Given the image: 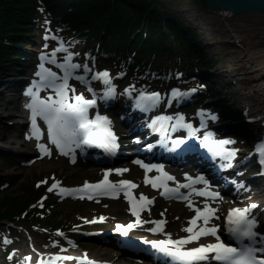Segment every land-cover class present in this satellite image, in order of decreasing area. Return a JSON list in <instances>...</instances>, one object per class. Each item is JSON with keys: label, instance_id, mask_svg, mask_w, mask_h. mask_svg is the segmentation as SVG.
Here are the masks:
<instances>
[{"label": "trees", "instance_id": "trees-1", "mask_svg": "<svg viewBox=\"0 0 264 264\" xmlns=\"http://www.w3.org/2000/svg\"><path fill=\"white\" fill-rule=\"evenodd\" d=\"M49 24L78 36L89 61L131 62L144 80L157 74L178 83L181 72L195 75L218 63L165 0H0V65L31 57L20 45ZM44 189L35 185L26 198L3 197L0 221L22 223L38 234L67 227L68 219L50 211L47 202L32 204Z\"/></svg>", "mask_w": 264, "mask_h": 264}, {"label": "snow or ice", "instance_id": "snow-or-ice-1", "mask_svg": "<svg viewBox=\"0 0 264 264\" xmlns=\"http://www.w3.org/2000/svg\"><path fill=\"white\" fill-rule=\"evenodd\" d=\"M47 38L48 37H46V39ZM59 51H67V49L63 47V42H61V47L57 48L52 53L53 59L51 63L57 64L54 57L56 56V52ZM73 55L74 54L69 53L65 57V62L57 65L63 70V75H58V73L51 68H46L44 63L39 65L40 71L37 73V76L40 77V80L35 81L33 86L26 92V95L31 97V102L27 104L26 107L31 110L33 135L38 141L42 138L43 133L37 124V118H41L47 126L48 138L51 140V143L60 150L61 154L68 155L69 153H74L76 148H82L86 145H99L102 148L111 150L116 146L117 139L112 130L111 121L107 116H101L98 113L94 119L89 116V109L97 104V100L95 98H86L83 93L74 96L70 95V93L75 92V89L69 84V80L73 77L74 72L81 68H83L85 72L92 71L87 65L82 66L81 64L73 63ZM41 59L47 60L48 56L42 55ZM75 79L88 83L85 76L76 75ZM93 79L101 81L103 85H105L106 91L102 97L103 99L109 100L114 98L116 89L112 83V75L109 71H97ZM41 89H51L52 94L41 98ZM88 90L93 92L91 87H89ZM126 91L131 95V88ZM192 91L194 92L195 89H192ZM177 94L187 95L186 93H179V90H173V96ZM93 95L95 96L94 92ZM160 99L161 94L158 92L149 93L143 91L136 100V107L147 111L149 108L156 106L160 102ZM210 116L211 119H216L214 115L210 114ZM171 119V117H158L152 126L156 127L158 124L159 130L166 132L168 128L165 122ZM177 128L188 129L189 135H194L195 133V130L192 129L190 124L184 123L182 115H178L176 117V123L171 126L172 131L177 130ZM174 143L180 145L185 143V140L183 138H178ZM229 143H231L230 140H215L212 139L211 133H206L203 146L216 155L229 159L235 154L234 149L225 148V145ZM37 147L42 154H51V150L45 144L39 143ZM256 151L264 158V143L259 144L256 147ZM72 158L74 162L75 156L73 155ZM135 162L140 164L146 171H150L152 168H159L162 170L163 167L145 164L140 160ZM261 163L264 164V159H261ZM111 171L121 173L127 171V169H106L104 170V178L96 183L90 184L85 181L79 188H61L60 192L68 194L91 190L99 194L115 193L118 189L108 180V173ZM173 179L174 177L168 173H164L161 177L153 179L146 178V182L151 183L154 188L164 187L166 193L177 192L178 189H169L166 183L167 180ZM188 179L194 182L203 181L205 184L207 183L203 176L196 178L188 177ZM58 184L59 181H56L52 185V188H55ZM119 184L129 188L136 187V185L127 180H121ZM182 187L190 188L191 185L184 184ZM52 188L48 190L51 191ZM199 195H208L215 198L219 196V193L199 192ZM88 198L91 199L92 196L89 195ZM125 198L129 201V211L136 217H139L140 211L145 206L143 202L147 201V203H151V201H148L147 197H144L142 194L139 201H137L132 193L128 191L125 192ZM256 207H258V205H251L245 208H234L227 217V231L239 243V247L233 243H225L219 235L218 225L208 226L210 219L213 217L218 219L219 217L215 216L217 210L207 204L203 209H194L196 215L189 221L190 226L184 229L188 235L179 239H172L170 234H168V239L145 241V243H150L159 252L168 257H172L178 264H202V262L212 259L220 262V264H264V255H261L264 254V247L255 246L257 237L259 236V233L256 231L258 222L256 219L252 218L251 213ZM100 219H103V217ZM199 221H203V223L198 224ZM137 223H139V219ZM162 223V221H155L156 227L151 229V231H162ZM133 227L134 225L131 223L126 226L117 225V231L123 232L126 235L128 230ZM205 236L214 237L215 242L187 247V245L198 242L201 237ZM246 240L249 241V243H245ZM56 259L59 260L61 257H56ZM63 259H72V257H64ZM89 264H94V262H89Z\"/></svg>", "mask_w": 264, "mask_h": 264}, {"label": "rangeland", "instance_id": "rangeland-1", "mask_svg": "<svg viewBox=\"0 0 264 264\" xmlns=\"http://www.w3.org/2000/svg\"><path fill=\"white\" fill-rule=\"evenodd\" d=\"M165 2L168 8L175 15L179 16L186 26L195 33L197 40L206 44L209 56L217 59L218 63L216 68L221 73L230 70L232 53L238 48H235L233 45H229L228 47L223 46L219 41L231 42L232 39L230 37L234 31L240 35L247 36L249 32L264 30V15L239 16L230 14V17L227 18L226 15L211 10L200 0H165ZM41 42L42 41L31 39V43L28 44L26 49L38 54L41 50H48L50 48L47 46L44 47L41 45ZM52 49H55V46H53ZM216 80L221 81V78H217ZM228 81L239 82V85L230 87V89L236 93L234 100L238 111H240V108L245 106V104L249 105V107L250 105H254L253 102L248 101L246 97L248 91L240 84V79L236 80L232 76ZM224 85L227 84L225 83ZM78 89L79 92L76 91V94L86 93L82 88L78 87ZM2 95L0 104L6 106L11 105V102L4 100L8 96L10 97V95L5 91ZM249 107L247 111L250 110ZM1 110L0 108V111ZM2 113H4V111H2ZM0 118V120H4L2 119L4 118L3 116ZM12 130L13 129L1 130V136H5V134L9 133V131L12 132ZM36 142H38V144H45L51 150V154L43 155L41 160H35L32 157H34L35 153L40 152L38 147H36V150L32 154L30 152L21 151L20 149L0 148V183L8 181L6 187H0V201L5 196L10 198L27 196L28 190L34 188L33 184L37 181H48L49 183L59 181L58 187L47 194L50 203L49 207L58 213V216H62V218L66 220L74 219L72 222L77 221L84 225H78L77 229L79 230L81 228L94 230L93 232L99 231L101 228H104V230H114L117 228V225H124L126 222H137L139 219L137 225L139 229L137 233H139L145 228H148L151 221L153 222V220L156 219V216L153 215L152 212H140L139 217L134 218L128 216L129 213L124 210H113L116 205L117 207L118 205L124 206V203L120 201L121 199L116 197L85 201L77 196V192L68 194L61 193V188H79L85 181L93 184L95 180H99L101 177L98 172L89 173L88 171H90L91 168L73 162L71 156H59L57 152L49 147L44 138ZM29 156L31 157L30 161ZM18 159H23L25 162ZM41 161H44L43 164H40ZM136 169V167L129 165L127 171H123L119 176L139 181L140 187L136 190L139 198L141 194L151 195L150 187L144 185L140 181V173L138 169ZM262 188L264 189L261 182H259L254 191H260ZM255 200H257V197ZM35 202L32 204H37L38 200L36 203ZM32 204L30 206H32ZM126 209L129 210V208ZM153 210L158 212L160 211V207H155ZM125 215H127V217H124ZM101 217H103V219H100ZM157 217L164 219L166 222L171 219L169 215L164 216L162 213L158 214ZM166 232L168 234L171 233L169 231ZM88 234L83 233L81 237ZM81 237H77V240H80ZM90 237L94 238L96 241L78 242V245H82V250L85 249L89 251L92 247L99 250H109L113 256L103 255L98 258L116 257L120 259L119 255L115 254L117 252L116 249L102 245L101 237L92 235V233H90ZM8 240L10 243L6 245L5 242ZM52 248H54V246L47 242L45 238L39 236L34 238L28 235L20 226L9 228L4 224L0 227V264H9V258H12V260L15 261V263L18 262V264H22L21 262L25 260L32 261V254L34 251L49 252ZM70 248L71 247L68 246V249ZM10 253H12V255H10Z\"/></svg>", "mask_w": 264, "mask_h": 264}, {"label": "bare ground", "instance_id": "bare-ground-1", "mask_svg": "<svg viewBox=\"0 0 264 264\" xmlns=\"http://www.w3.org/2000/svg\"><path fill=\"white\" fill-rule=\"evenodd\" d=\"M223 15H226V17H230V14L234 13H221ZM232 41L226 42V41H219L220 44L223 46L228 47L229 45H233L235 49L232 53V59L230 60L231 68L230 70H227V73H229L228 77H235L236 80L240 79V84L245 87V89L248 91L246 94V97L248 101L253 102L254 105H250V111L251 116L248 118V123L246 122V126L252 127L251 134L253 135L256 130L260 129L259 127L264 125V30H256L249 32L247 36L240 35L236 33L235 31L232 32V36L230 37ZM218 77L222 78L221 82H226L225 73H221ZM237 77V78H236ZM232 86L237 85V82L235 84L231 83ZM229 85V84H227ZM22 93V92H20ZM14 100H18V97L11 98ZM4 111V113H2ZM2 114V115H1ZM4 114V115H3ZM0 116H3L5 122L0 120L1 130L8 129L12 130L9 131V133L5 134V136H1L2 133H0V148H13L14 150L20 149L24 152H34L36 150V146L32 140L27 136L20 137L17 135L19 133V128L21 124L24 123V121H28L30 119V115L27 110L22 109L18 106V104L13 103L9 108H3L0 111ZM0 130V131H1ZM15 131V133H14ZM264 134V132H262ZM142 137V136H141ZM140 137V138H141ZM143 139H139L140 142H142ZM43 158L40 154H34V159L41 160ZM44 161H41L40 164H43ZM139 164L136 162L134 163L135 166L140 175L142 176L141 182L146 183V178H148V175H150V171H146L145 169H140L138 167ZM136 169V170H137ZM89 172V171H88ZM146 177V178H145ZM153 189H155L153 187ZM264 192L261 190L259 191V197L262 199V202H260V206L264 208ZM229 199L225 200V203L219 202H211L207 203L205 201H200L199 199L194 201L191 204L183 203V204H177L180 207H176L173 203L167 202L161 205L160 211L156 212L153 210L154 205L153 203H148L146 205V208L148 209V212H152L153 215H155L157 219H160V217H157L158 214L162 213L164 215H169L171 217L170 220H167V226L166 230H168L170 235H180L181 237H184L188 235L187 232L184 231L185 228L189 227V221L191 218L196 215L194 209L195 208H204L205 205H209L212 208L216 209L215 216L219 217L216 219L213 217L209 221L208 226L212 225H219L221 220L224 218V215H226V207L228 208ZM232 204H237L235 200L231 201ZM196 204V205H195ZM244 205H247V203H244ZM124 205L117 207V205L113 208V210H124L126 212H129L125 208ZM245 208L244 206H242ZM126 209V210H125ZM225 212V213H224ZM130 214V213H129ZM220 215V216H219ZM124 217H127L125 215ZM223 217V218H222ZM264 217V214H263ZM254 219H256V216H254ZM258 222V219H257ZM203 221H199L198 224H202ZM220 231V230H219ZM259 235H261V242L259 243V247L264 245V228L258 229ZM111 240L116 241L115 238H119L116 235H109ZM113 237V238H112ZM143 237L153 240H161L164 238L158 237H152L151 235H144ZM102 240H104L103 236L101 237ZM120 239V238H119ZM122 240V239H121ZM147 240V239H146ZM215 238L211 236H205L201 237V239L198 242H194L196 244H207V243H214ZM108 247V246H105ZM118 251V249H117ZM89 253V256L83 257V254L76 256L82 257L83 263L82 264H89V262H92L94 258H98L99 256L103 255H109L113 256L109 250H99L97 248H91V250L87 251ZM118 253H121L118 251ZM87 254V253H86ZM42 256V253L38 251H34L32 254V259L37 260L39 257ZM74 255L72 256V258ZM114 261L110 263H102V264H142V263H131L128 260L123 259H117L116 257H113ZM73 259H63L62 262L59 263V261H56V259H48V263L52 264H76L77 261L81 260L79 258L74 257ZM101 261H106L107 259H100ZM109 261V260H108ZM40 262V263H39ZM38 262V264H42L41 260Z\"/></svg>", "mask_w": 264, "mask_h": 264}, {"label": "water", "instance_id": "water-1", "mask_svg": "<svg viewBox=\"0 0 264 264\" xmlns=\"http://www.w3.org/2000/svg\"><path fill=\"white\" fill-rule=\"evenodd\" d=\"M218 13L264 15V0H200Z\"/></svg>", "mask_w": 264, "mask_h": 264}]
</instances>
